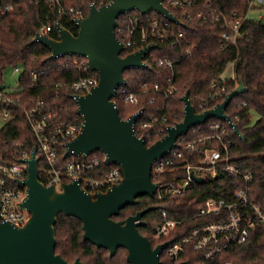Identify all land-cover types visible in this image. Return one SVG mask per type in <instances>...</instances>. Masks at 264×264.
<instances>
[{
  "label": "trees",
  "instance_id": "16d2710c",
  "mask_svg": "<svg viewBox=\"0 0 264 264\" xmlns=\"http://www.w3.org/2000/svg\"><path fill=\"white\" fill-rule=\"evenodd\" d=\"M197 1L211 2L225 12L237 10L240 14L246 13L250 2V0ZM10 6L14 8L11 13L6 11ZM171 12L185 25L178 28L179 31H184L185 35L182 46L178 48L171 46L167 41L158 42L157 49L145 58L150 69L124 73L127 92L138 94L140 102L138 105L124 107L118 100L121 92L119 91L115 100L120 115L128 119L132 114L142 110L143 121L149 120L152 116H167L169 125L174 126L183 122L185 117L182 97L186 92L189 93L198 114L211 110L219 103L211 97L212 80L234 62L236 78L244 80L248 92L235 98L226 109V114L244 136V139H241L228 127L233 143L232 162L244 173L253 176V197L264 208V21L248 19L244 26L247 35L239 40L235 47L222 50L220 46L222 30L219 26L202 24L194 16V12H190L192 14L190 20L185 19L181 12L173 9ZM58 22L74 35H78L72 20L59 17L47 3L34 5L29 0H0V84H3L7 69L20 67L22 69L18 81L20 87L14 96L20 97L23 107L30 108L35 102L43 101L55 109L65 108L60 113L63 117L81 120L76 114L77 104L71 99L72 91L68 85L80 78L79 71L75 68H60L69 57L48 62L47 59L51 55L49 48L33 43L40 30L49 24L53 28L48 34L58 40L59 34L55 29ZM188 49L191 50L190 53H187ZM133 51L134 49L130 48L122 56ZM151 56L157 59H171L176 65L174 71L158 67ZM35 72L39 74L36 82L32 79ZM170 86H174L177 92L166 97L164 92ZM235 86V82L230 83L228 93ZM217 122L227 125L225 121L211 119L193 130L196 135H199V131L205 135L210 134L212 133L210 126ZM194 137L190 130L186 138ZM14 141L27 142L30 150L37 143L22 111L17 108L12 121L0 130V149L12 153ZM39 167L43 168L42 160ZM242 187L241 179L232 180L220 167L215 179L207 178L202 185L195 184L194 188L183 196L171 197L166 201H159L157 196L153 198L143 196L137 198L138 204L122 209L118 217L113 219L126 220L140 211L153 208L152 212L144 217L145 226L139 228L141 235L150 240L152 247L177 242L189 236L195 228L210 221L205 218H193L207 198L228 199ZM160 210H165L169 217L182 223L168 238L155 239L153 233L157 222L150 221L148 217L152 213H159ZM57 221L56 254L61 255L66 261L73 263L79 258L84 264H128L126 250L120 248L118 254L111 257L108 250L99 249L91 242L84 241L83 223L80 220L60 215ZM200 261L201 256L187 248V253L182 257L180 264H194ZM161 262L170 264L165 252L161 255ZM226 263L264 264V231L257 230L245 244L226 254L219 264Z\"/></svg>",
  "mask_w": 264,
  "mask_h": 264
},
{
  "label": "built area",
  "instance_id": "2783aa9c",
  "mask_svg": "<svg viewBox=\"0 0 264 264\" xmlns=\"http://www.w3.org/2000/svg\"><path fill=\"white\" fill-rule=\"evenodd\" d=\"M29 1L34 5L47 3L59 17L69 18L72 22L74 19L86 17L93 5H108L112 2V0ZM164 4L170 11L173 9L184 14L187 20L192 18L190 12H194V16L202 24L219 26L222 30L220 36L222 50L235 47L238 41L247 35L244 26L248 19L264 21V9H262L264 0H250L245 14H240L237 10L225 12L211 2L199 3L197 0H165ZM13 9V6H10L6 11L11 13ZM52 28L51 24L45 25L38 34H48ZM178 28L179 25L154 12L141 15L137 11H132L121 15L115 32L127 51L131 48L135 52L149 44L157 46L158 42L164 41L169 42L171 46L181 48L185 35L184 31H179ZM190 52L191 50L188 49L187 53ZM151 59L160 68L165 67L171 71L175 69V62L169 58L157 59L151 56ZM60 68H75L80 73L77 81L68 84L72 91L73 102L77 97L87 94L97 86L98 74L89 67L87 58L69 57ZM13 70L22 73L20 67H15ZM38 76V73H33V81L36 82ZM168 81L171 82V79ZM232 82L236 83L235 87L239 85L234 62L212 80L211 97L219 103L223 102L228 94V86ZM17 86L7 88L0 85V116L4 123L0 130L12 121L16 108L22 111L24 119L36 137L37 158L39 163L41 160L43 163V168L39 167L40 181L44 186H54L61 191L66 183L79 181L80 186L87 192L100 193L112 189L121 182L122 168L118 165H107L104 154L96 156L95 153L87 158L70 156L64 159L65 143L79 136L83 119L65 118L60 114L65 108L55 109L43 101L35 102L30 108L23 107L20 97L14 96L20 87ZM156 89H159L158 86ZM176 92L177 89L170 86L165 90L164 95L168 97ZM118 94V100L124 107L138 105L140 102L139 95L128 93L126 86L119 88L116 96ZM113 100L116 101L115 98ZM142 118L143 113L134 124V134L144 139L147 147L166 137L167 129L171 126L167 116H152L147 121H143ZM228 127V123L227 125L214 123L210 126L212 133L206 135L201 131L196 135L191 129L195 136L193 139L186 138L189 133L183 136L177 141L178 146L175 149L152 165L151 180L158 184L155 196L159 201L183 196L193 189L198 183L194 181L192 175L203 178V182L207 178L215 179L220 167L232 180L241 179L243 182V187L237 189L228 199L207 198L193 218H205L210 220L209 222L195 228L189 236L180 241L165 243L167 246L163 251L170 264H180L182 257L187 253V248L201 256V261L194 264H219L226 254L245 244L257 230L264 231V208L253 197V176L244 173L232 162L233 143ZM32 148L30 150L27 142L14 141L12 153L0 149V222L24 225L29 218L27 211L19 205L26 198L27 189L18 182L25 180L27 176L25 171L27 165L23 161L31 157ZM12 158L15 160L13 161ZM148 218L157 222L153 233L155 239L168 238L182 223L169 217L165 210L152 213Z\"/></svg>",
  "mask_w": 264,
  "mask_h": 264
},
{
  "label": "water",
  "instance_id": "95a60500",
  "mask_svg": "<svg viewBox=\"0 0 264 264\" xmlns=\"http://www.w3.org/2000/svg\"><path fill=\"white\" fill-rule=\"evenodd\" d=\"M164 1L112 0L108 5L95 4L86 17L73 20L77 36L57 23L58 40L48 34H38L34 39L33 43L49 48L48 62L63 57H84L99 77L96 87L75 99L77 115L83 119V125L79 136L65 143L64 159L70 156L87 158L101 152L106 156L107 165L122 168L123 178L117 186L100 193L87 192L79 181L66 183L61 191L54 186L46 187L40 181L37 146L34 145L31 157L23 161L27 165V176L18 182L27 189V196L19 205L27 211L29 218L24 225L0 222V264H84L79 258L70 263L56 254V225L60 215L80 220L84 241L108 250L111 257H115L122 248L128 253V264H162L161 255L167 244L152 247L150 240L139 231L145 226L144 217L153 208L140 211L126 220L115 221L113 217H118L122 209L138 204L137 198L155 197L158 184L151 180L153 163L175 149L177 141L189 130L211 119H219L244 139L226 114L233 100L248 92L241 78L239 85L226 95L223 102L200 114L186 92L182 97L183 122L168 127L166 137L150 147L134 134V124L143 111L132 114L128 119L121 117L118 104L113 99L118 89L127 85L124 73L150 69L145 58L156 49V45L149 44L123 57L127 49L115 32L118 19L132 11L141 15L154 12L185 27ZM192 178L200 185L204 183L203 178L194 175Z\"/></svg>",
  "mask_w": 264,
  "mask_h": 264
},
{
  "label": "rangeland",
  "instance_id": "374dc122",
  "mask_svg": "<svg viewBox=\"0 0 264 264\" xmlns=\"http://www.w3.org/2000/svg\"><path fill=\"white\" fill-rule=\"evenodd\" d=\"M256 13H253V15H255ZM21 74L17 73L16 71L13 70V68H9L7 69L5 75H4V80H3V84H0L2 87H7V88H16L18 87L17 83L19 81ZM3 121L1 120V116H0V127L3 126ZM61 189V187H60Z\"/></svg>",
  "mask_w": 264,
  "mask_h": 264
},
{
  "label": "clouds",
  "instance_id": "9594fccd",
  "mask_svg": "<svg viewBox=\"0 0 264 264\" xmlns=\"http://www.w3.org/2000/svg\"><path fill=\"white\" fill-rule=\"evenodd\" d=\"M121 186H122V185H120L119 187H121ZM119 187H118V188H119Z\"/></svg>",
  "mask_w": 264,
  "mask_h": 264
}]
</instances>
